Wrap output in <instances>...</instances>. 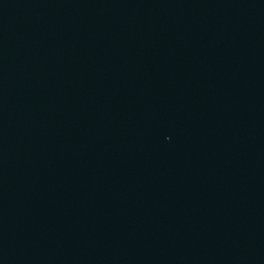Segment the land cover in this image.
<instances>
[{"label": "water", "instance_id": "obj_1", "mask_svg": "<svg viewBox=\"0 0 264 264\" xmlns=\"http://www.w3.org/2000/svg\"><path fill=\"white\" fill-rule=\"evenodd\" d=\"M0 264H264V0H0Z\"/></svg>", "mask_w": 264, "mask_h": 264}]
</instances>
